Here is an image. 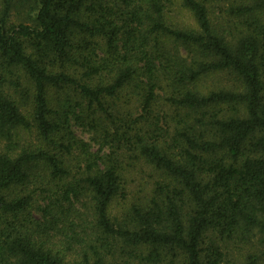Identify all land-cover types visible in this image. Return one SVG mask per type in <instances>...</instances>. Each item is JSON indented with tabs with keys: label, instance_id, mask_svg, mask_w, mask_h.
Wrapping results in <instances>:
<instances>
[{
	"label": "trees",
	"instance_id": "trees-1",
	"mask_svg": "<svg viewBox=\"0 0 264 264\" xmlns=\"http://www.w3.org/2000/svg\"><path fill=\"white\" fill-rule=\"evenodd\" d=\"M0 139V264H264V0H0Z\"/></svg>",
	"mask_w": 264,
	"mask_h": 264
},
{
	"label": "rangeland",
	"instance_id": "rangeland-1",
	"mask_svg": "<svg viewBox=\"0 0 264 264\" xmlns=\"http://www.w3.org/2000/svg\"><path fill=\"white\" fill-rule=\"evenodd\" d=\"M74 129H75L76 134H77L79 137H81V138H83L84 140L88 141L93 147L96 146V144L94 143V141L91 139L92 134H91L90 132L81 129V128L78 127V126H75ZM3 147H4V142L0 139V150H1ZM234 251H235V250H234ZM236 256H237V254H236Z\"/></svg>",
	"mask_w": 264,
	"mask_h": 264
}]
</instances>
